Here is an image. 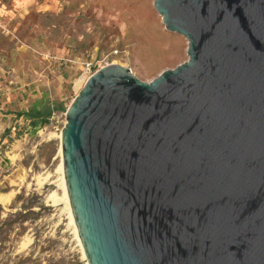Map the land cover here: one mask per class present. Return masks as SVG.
<instances>
[{
	"label": "water",
	"instance_id": "water-1",
	"mask_svg": "<svg viewBox=\"0 0 264 264\" xmlns=\"http://www.w3.org/2000/svg\"><path fill=\"white\" fill-rule=\"evenodd\" d=\"M187 58L108 63L60 131L87 264H264V0H153Z\"/></svg>",
	"mask_w": 264,
	"mask_h": 264
},
{
	"label": "rangeland",
	"instance_id": "rangeland-1",
	"mask_svg": "<svg viewBox=\"0 0 264 264\" xmlns=\"http://www.w3.org/2000/svg\"><path fill=\"white\" fill-rule=\"evenodd\" d=\"M2 5L0 264H87L63 197L59 136L88 77L84 62L119 63L150 80L187 58V40L165 27L153 0ZM42 107L54 108L20 114Z\"/></svg>",
	"mask_w": 264,
	"mask_h": 264
},
{
	"label": "trees",
	"instance_id": "trees-1",
	"mask_svg": "<svg viewBox=\"0 0 264 264\" xmlns=\"http://www.w3.org/2000/svg\"><path fill=\"white\" fill-rule=\"evenodd\" d=\"M61 104H55L54 107H58ZM46 108V107H42V108H31L29 111H22L21 113H24L26 115L27 118H32V117H37V116H47L48 114H50L52 112V109L54 108ZM62 107V106H61Z\"/></svg>",
	"mask_w": 264,
	"mask_h": 264
},
{
	"label": "bare ground",
	"instance_id": "bare-ground-1",
	"mask_svg": "<svg viewBox=\"0 0 264 264\" xmlns=\"http://www.w3.org/2000/svg\"><path fill=\"white\" fill-rule=\"evenodd\" d=\"M60 136V135H59ZM60 169H61V172H62V176H63V169H62V163L60 164ZM62 187H63V197L65 199V204L67 205V208H68V212H69V216H70V220L74 226V229H75V233H76V237H77V240L79 241V236L77 234V231H76V227H75V224H74V221H73V217H72V214H71V209H70V205H69V200H68V197H67V192H66V188H65V182H64V177L62 178ZM4 200V199H3ZM80 242V241H79ZM81 244V243H80Z\"/></svg>",
	"mask_w": 264,
	"mask_h": 264
},
{
	"label": "built area",
	"instance_id": "built-area-1",
	"mask_svg": "<svg viewBox=\"0 0 264 264\" xmlns=\"http://www.w3.org/2000/svg\"><path fill=\"white\" fill-rule=\"evenodd\" d=\"M103 66V65H102ZM102 66H94L91 61H85L83 65L84 72L87 73V76L90 75L92 72L97 70L98 68Z\"/></svg>",
	"mask_w": 264,
	"mask_h": 264
},
{
	"label": "crops",
	"instance_id": "crops-1",
	"mask_svg": "<svg viewBox=\"0 0 264 264\" xmlns=\"http://www.w3.org/2000/svg\"><path fill=\"white\" fill-rule=\"evenodd\" d=\"M15 2H17V3H21V2H23V0H15ZM4 10H5V6H0V17L2 16V13L4 12Z\"/></svg>",
	"mask_w": 264,
	"mask_h": 264
}]
</instances>
